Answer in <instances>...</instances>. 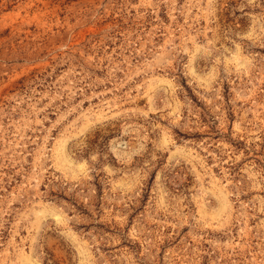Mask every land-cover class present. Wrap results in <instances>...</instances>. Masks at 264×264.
I'll return each instance as SVG.
<instances>
[{"label":"rangeland","instance_id":"1","mask_svg":"<svg viewBox=\"0 0 264 264\" xmlns=\"http://www.w3.org/2000/svg\"><path fill=\"white\" fill-rule=\"evenodd\" d=\"M0 264H264V0H0Z\"/></svg>","mask_w":264,"mask_h":264}]
</instances>
